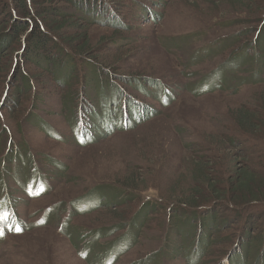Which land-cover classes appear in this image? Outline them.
Here are the masks:
<instances>
[{"label": "rangeland", "instance_id": "1", "mask_svg": "<svg viewBox=\"0 0 264 264\" xmlns=\"http://www.w3.org/2000/svg\"><path fill=\"white\" fill-rule=\"evenodd\" d=\"M233 2L112 0L115 6H126L122 7L123 16L131 29L87 25L88 29L82 30L92 44V56L109 67L118 80L128 81L138 74L165 85L158 91L153 87L134 90L132 94L142 104L155 110L152 118L135 128L103 138L98 130L93 136L81 137L70 116L63 113L67 108L62 109L61 92L56 87L44 91L41 101L34 100L39 108L26 122L14 119L17 111L21 112L19 104L14 111L0 108V163L4 160L0 165L4 170L0 171V264H136L133 262L140 255L157 249L156 259L140 264H191L193 240L180 235L181 230H188L185 218L171 223L167 214L184 210H177L183 207L176 202L189 198L196 187L206 183L204 177L196 178L200 169L209 174L210 167L204 164H211L224 180V176L234 175L237 167L247 165L264 174V72L260 82L237 90L231 86L254 76V64L249 62L255 56L247 36L239 38L244 28L239 20L248 19L246 10ZM138 4L147 5L150 11L140 15ZM151 15L155 22L150 21ZM114 30L124 36L122 42L105 40ZM159 36L167 41L178 38L179 50L173 42L162 47ZM232 42L249 55L242 67L236 61L225 64L234 50ZM19 78L21 86L22 75ZM81 93L88 94L87 90ZM110 93L105 89L99 102L107 105L112 101L114 94ZM169 93L175 97L164 106L165 94ZM96 107L98 114L112 121L104 105ZM241 109L251 113L255 123L248 131L236 125L237 116L243 114ZM128 112L133 124L137 117L131 107ZM130 178L135 184L127 189L136 190L139 201L157 202L162 206L157 212L164 215L152 217L143 230L145 216L141 215L135 225L122 228L120 234L97 232L100 226L124 221L125 212H136L144 203H123L121 190ZM48 187L49 191L38 197ZM207 187L205 184L201 191L207 192ZM115 189L120 191L118 196L113 193ZM93 196L92 205L107 198L112 206L94 211L85 202L72 208L74 201L79 200L78 204ZM58 206L60 212H71L58 223H64L63 229L56 226L54 212V218L50 215L46 220L45 211ZM176 222L182 225L178 226V236L170 241ZM196 258L193 253L191 259ZM213 258L210 253L201 260L210 262Z\"/></svg>", "mask_w": 264, "mask_h": 264}, {"label": "trees", "instance_id": "2", "mask_svg": "<svg viewBox=\"0 0 264 264\" xmlns=\"http://www.w3.org/2000/svg\"><path fill=\"white\" fill-rule=\"evenodd\" d=\"M234 1L240 3L246 10L244 14L248 15V19L239 20L244 25V28L239 31V38L247 36V42L249 41L248 44L252 47L251 51L255 54L252 61L249 62L250 66L254 64L251 70H254V76L241 78L235 86L231 85L233 89L237 90L242 85L260 82L262 72H264V0ZM219 2L227 4L232 3L233 0H219ZM146 6L138 7L140 15H146L150 11L146 9ZM122 7L123 5L120 3L115 6L112 0H0V108L14 111L16 104H19L22 109L21 112L17 111L19 116H14V119L19 123L26 122L29 119V114L38 110L39 106L36 103L41 101L44 91L56 87L61 92L62 109L67 108V113H63L70 116L71 123L81 131V137L93 136L95 130H98L103 138L118 131L135 128L140 123L152 118L155 110L152 107H147L144 103L142 104V101L132 93L136 89L144 91L149 87H153L157 91L158 89L163 90L165 85L162 81L144 78L143 75L138 74L129 78L128 81L118 80L117 75L109 71V67L92 56V44L87 41L86 32L81 34L82 30L88 29L87 25L114 29H121L125 26L124 28L131 29L129 25L125 24ZM124 7L126 8V6ZM251 16L254 18L250 19ZM149 18L150 21L155 22L156 20L153 15ZM221 26L224 28L226 24H221ZM252 33H255L253 39H251ZM123 37L119 31L114 30L110 38L106 37L105 40L120 43L124 40ZM161 38L159 36L162 47L167 48L170 46V42H173V47L179 50L178 38H170L169 41L161 40ZM229 39L230 37L224 41ZM239 45L231 43L230 46H233L234 50L228 56L225 64L236 61L241 66L247 62L249 55ZM18 59H22L20 63H18ZM24 64L30 69L26 71ZM21 75L23 83L18 86ZM230 82L234 81L230 79ZM105 89L111 92V95L114 94L112 101L108 99L107 105L99 102V99L104 96ZM83 90L84 92L87 90L86 96L81 93ZM165 96L167 102L164 106H168L169 100H173L175 93L165 94ZM35 99L36 103H34ZM128 102H131V105ZM100 104L105 106L104 112L110 114L112 121L105 120V114L100 115L97 109L94 110L97 108L96 105ZM130 107L137 117L133 124L129 123L132 115H129L130 111L128 112ZM1 109L0 117L3 116ZM241 110H243V114L237 116L238 124L236 125L242 130L248 131L249 128H253L255 123L250 116L251 113L244 109ZM100 117L102 118L100 119ZM1 163H4V160ZM204 165L205 168L209 165L210 168L207 171L209 174H205V169H200V176H196V178H205L204 185L208 186L207 192L201 191L204 185L196 187L189 198L176 202L178 206L183 207H177V210H184L167 214L171 223L185 218L184 223L189 231L181 230L180 235H188L185 239L190 236V239L193 240L191 243L194 246L193 252L190 247V263L264 264V174L258 170L256 172L247 165L237 167L234 175L228 174L224 176L226 178L224 180L221 173H215L211 164ZM0 171L3 172V168H0ZM2 179L1 176L0 182ZM129 184L132 186L135 184L132 178L123 183L124 188L121 190L123 203L134 200L133 205L135 206V202L142 203L143 201L139 212H125L124 221L100 226L96 230L97 232H105L111 236L120 234L122 228L127 229L135 225L141 215L145 216L142 223L143 230L148 227L152 217L164 213L157 212L159 208L161 210L162 206L152 199H140L139 201L140 196H136L134 187L129 188L135 192L127 189ZM48 191L49 187L42 190L37 196H44ZM119 192L117 189L113 191L116 196ZM93 198L94 196L78 204L79 200L74 201L73 207L70 205L74 208L76 205L87 202V205L94 211L112 206L111 200L107 198H101L97 205H92ZM190 207L198 208V210L192 211ZM59 209L58 206L53 207L52 210H46V220L50 219V215L53 217L51 212H54L58 218L56 226L63 229L64 223H58L62 216L65 217L66 213L71 214V212H60ZM226 209L228 212H223ZM64 222L66 227L74 231L69 223ZM179 225L182 224L179 222L174 224L175 235L173 239L169 237L170 241H174L175 236H178ZM237 226L240 228H236ZM77 230L80 232L82 228ZM82 237H85L84 233H82ZM162 249L166 250L167 247ZM159 251L157 249L140 255L133 263L140 264L145 260H154ZM193 253L197 256L196 259H191ZM210 253L211 257H214L210 262L201 260L206 259Z\"/></svg>", "mask_w": 264, "mask_h": 264}, {"label": "snow or ice", "instance_id": "3", "mask_svg": "<svg viewBox=\"0 0 264 264\" xmlns=\"http://www.w3.org/2000/svg\"><path fill=\"white\" fill-rule=\"evenodd\" d=\"M0 234H2V231H0Z\"/></svg>", "mask_w": 264, "mask_h": 264}]
</instances>
